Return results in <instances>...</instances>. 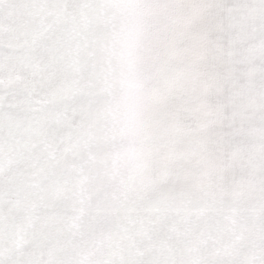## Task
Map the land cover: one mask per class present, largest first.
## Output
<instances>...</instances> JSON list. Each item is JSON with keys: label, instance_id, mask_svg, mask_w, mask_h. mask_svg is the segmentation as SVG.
Segmentation results:
<instances>
[{"label": "snow or ice", "instance_id": "obj_1", "mask_svg": "<svg viewBox=\"0 0 264 264\" xmlns=\"http://www.w3.org/2000/svg\"><path fill=\"white\" fill-rule=\"evenodd\" d=\"M0 264H264V0H0Z\"/></svg>", "mask_w": 264, "mask_h": 264}]
</instances>
